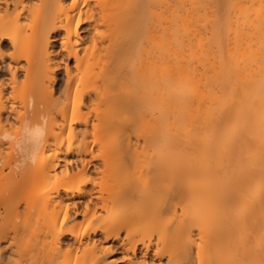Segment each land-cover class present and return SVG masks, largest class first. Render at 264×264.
<instances>
[{"label":"bare ground","instance_id":"6f19581e","mask_svg":"<svg viewBox=\"0 0 264 264\" xmlns=\"http://www.w3.org/2000/svg\"><path fill=\"white\" fill-rule=\"evenodd\" d=\"M0 264H264V0H0Z\"/></svg>","mask_w":264,"mask_h":264}]
</instances>
